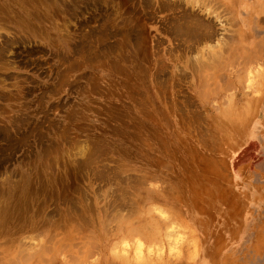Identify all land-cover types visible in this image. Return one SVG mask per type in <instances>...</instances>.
<instances>
[{"label": "rangeland", "instance_id": "374dc122", "mask_svg": "<svg viewBox=\"0 0 264 264\" xmlns=\"http://www.w3.org/2000/svg\"><path fill=\"white\" fill-rule=\"evenodd\" d=\"M0 58V264H264V0H0Z\"/></svg>", "mask_w": 264, "mask_h": 264}, {"label": "bare ground", "instance_id": "6f19581e", "mask_svg": "<svg viewBox=\"0 0 264 264\" xmlns=\"http://www.w3.org/2000/svg\"><path fill=\"white\" fill-rule=\"evenodd\" d=\"M196 24L199 25L200 23H196ZM196 24H194V27L192 26V24H191V25H188V26L190 27V29H191V28H192V29H195V28H196V29H195L196 32H194L195 30H193V31L190 30V32L192 31L191 33H193L194 35H196V33H197L198 31H201V30H202L201 26L203 27V30H204V27H205V25H201V24H200V25H199L200 27H199V26H197ZM206 26H207V25H206ZM208 26H211V24H209ZM186 27H187V26H186ZM189 27H188V28H189ZM198 27H199L201 30H199ZM178 28H179V27H178ZM188 28H187V29H188ZM179 29H180V28H179ZM197 30H198V31H197ZM203 30H202V31H203ZM206 30H207V29H206ZM202 31H201V33H202ZM212 31H214V30H212ZM181 32H182V30H181ZM204 32H205V31H204ZM204 32H203V33H204ZM183 33H185V32L183 31ZM201 33H199V38H200ZM203 33H202V34H203ZM214 33H215V32H214ZM214 33H213V34H214ZM185 34H187V33H185ZM187 35H188V34H187ZM194 35H193V36H194ZM205 35H206V34H205ZM205 35H203V36H205ZM214 35H215V34H214ZM196 36H198V34H197ZM201 36H202V35H201ZM208 36H209V35H207L206 37H208ZM197 38H198V37H197ZM201 38H202V37H201ZM204 39H205V37H204ZM208 39H209V38H208ZM208 39H207V40H208ZM210 39H211V37H210ZM199 40H200V39H199ZM202 40H203V39H202ZM200 41H201V40H200ZM203 41H204V40H203ZM224 41H225V40H224ZM202 43H203V42H202ZM225 43H226V42H225ZM223 46H224V44H223ZM218 47H220V46H218ZM217 51H218V50H217ZM206 55H207V54H206ZM1 56H2V55H1ZM199 57H200V56H199ZM252 58H253V57H252ZM257 58H258V57H257ZM0 59H1V58H0ZM214 59H215V58H214ZM215 60H216V59H215ZM0 62H1V61H0ZM223 62H224V61H223ZM2 64H3V62H2ZM202 66H203V65H202ZM205 68H206V67H205ZM101 194H102V193H101ZM90 198H91V197H90ZM120 199H121V198H120ZM129 204H130V203H129ZM2 205H3V204H2ZM128 207H129V206H128ZM131 209H133V208H130V210H131ZM55 210H56V209H55ZM130 210H129V211H130ZM158 210H159V209H158ZM153 212H154V211H153ZM16 213H17V212H16ZM68 213H69V212H68ZM118 213H119V212H117V214H118ZM130 213H132V212H130ZM138 213H141V212L139 211ZM161 213H163V212H161ZM5 214H6V213H5ZM10 214H11V213H10ZM119 214H120V213H119ZM124 214H125V213H124ZM128 214H129V213H128ZM132 214H133V213H132ZM135 214H137V213L135 212L133 215H135ZM158 214H160V213H158ZM171 214H172V213H171ZM133 215H132V217H133ZM140 215H141V214H140ZM19 216H20V215H19ZM79 216H80V215H79ZM120 216H121V214H120ZM123 216H124V215H123ZM116 217H117V216H116ZM129 217H130V216H129ZM160 217H161V216H160ZM168 217H169V216H168ZM3 218H6V216L3 217ZM117 218H118V220H119V216H118ZM17 220H18V219H17ZM58 220H59V219H58ZM80 220H81V219H80ZM115 220H116V219H115ZM124 220H125V219H124ZM165 220H166V219H165ZM55 221H56V220H55ZM121 222H123V221H121ZM134 222H135V221H134ZM163 222H164V221H163ZM167 223H168V222H167ZM171 223H172V222H171ZM21 224H22V222H21ZM61 224H62V223H61ZM43 225H44V224H43ZM84 225H85V224H84ZM118 225L120 226L119 223H118ZM133 225H134V224H133ZM166 225H167V224H166ZM81 226H82V225H81ZM116 226H117V225H116ZM148 226H149V225H148ZM58 227H59V226H58ZM157 227H158V226H157ZM114 228H115V227H114ZM117 228H118V227H117ZM133 228H134V227H133ZM147 228H149V227H147ZM152 228H153V227H152ZM175 228H176V227H175ZM61 229H62V228H61ZM121 229H122V228H121ZM142 229H144V231L146 232V228H142ZM142 229H141V230H142ZM161 229H162V228H161ZM37 230H38V229H37ZM83 230H84V229H83ZM116 230H117V229H116ZM141 230H140V231L138 230V231H139V232H142L143 230H142V231H141ZM149 230H150V229H149ZM179 230H180V229H179ZM147 231H148V229H147ZM166 231H167V230H166ZM119 232H120V231H119ZM128 232H131L132 234H131V233H130V234H131V235L133 236V238H134L135 235H133V234H134V232H137V229H135L134 232H133L132 230H129ZM139 232H137L136 234H139V235H140ZM149 232H150V231H149ZM143 233H144V232H143ZM146 233H147V232H146ZM146 233H145V234H146ZM170 233H171V232H170ZM128 234H129V233H128ZM156 234H157V233H156ZM131 235H130V236H131ZM147 235H148V234H147ZM158 235H160V234H158ZM173 235H174V234H173ZM125 236H126V235H125ZM128 236H129V235H128ZM130 236H129V237H130ZM140 236H141V235H140ZM143 236H144V234L142 235V237H143ZM148 236H149V235H148ZM152 237H153V236H152ZM164 237H165V236H164ZM174 237H175V236H174ZM30 238H32V237H30ZM167 238H168V237H167ZM177 238H178V236H177ZM181 238H182V236H181ZM181 238H180V240H181ZM143 239H144V238H143ZM175 239H176V237H175ZM31 240H32V239H31ZM42 240H43V239H42ZM52 240H53V239H52ZM60 241H61V240H60ZM173 241H174V240H173ZM123 242H124V240H123ZM158 242H159V241H158ZM177 242H178V241H177ZM180 242H181V241H180ZM39 243H40V242H39ZM124 243H125V242H124ZM170 243H171V242H170ZM121 244H122V243H121ZM178 244H179V243H178ZM141 245H142V244H140V245L138 244V247H136L135 250H136L137 256H138L139 258H142V259H143V258H144V256H143V254H144V250H143V248H142ZM4 246H5V245H4ZM47 247H48V246H47ZM79 247H80V246H79ZM29 248H30V247H29ZM35 248H37V247H35ZM39 248H40V247H39ZM62 248H63V247H62ZM23 249H25V248H23ZM31 249H32V248H31ZM63 249H64V248H63ZM65 249H66V247H65ZM157 249H158V248H157ZM163 249H164V248H163ZM168 249H169V248H168ZM177 249H178V248H177ZM39 250H40V249H39ZM95 250H96V249H95ZM128 250H129V249H128ZM178 250H179V249H178ZM178 250H177V251H178ZM62 251H63V250H62ZM78 251H79V250H78ZM174 251H175V250H174ZM38 252H39V251H38ZM81 252H83L82 249H81ZM90 252H91V251H90ZM156 252H157V251H156ZM171 252H172V250H171ZM47 253H48V251H47ZM49 253H51V252H49ZM79 253H80V252H79ZM31 254H32V253H31ZM33 254H34V253H33ZM127 254H128V253H127ZM160 254H161V253H160ZM173 254H174V253H173ZM21 255H22V254H21ZM29 255H30V254H29ZM44 255H45V254H44ZM44 255H43V256H44ZM91 256H92V255H91ZM157 256H158V255H157ZM160 257H161V256H160ZM18 258H19V257H18ZM18 258H17V260H19ZM77 258H78V257H77ZM115 258H116V257H115ZM44 259H46V258H44ZM72 259H73V258H72ZM72 259H71V260H72ZM91 259H92V258H91ZM116 259H117V258H116ZM1 260H2V259H1ZM80 260H81V258H80ZM80 260L78 259V261H80ZM22 261H23V260H22ZM3 262H4V261H3ZM48 262H49V261H48ZM75 262H76V261H75ZM126 262H127V261H126ZM144 262H145V261H144ZM23 263H24V262H23ZM69 263H70V262H69ZM79 263H80V262H78V264H79ZM75 264H76V263H75Z\"/></svg>", "mask_w": 264, "mask_h": 264}]
</instances>
